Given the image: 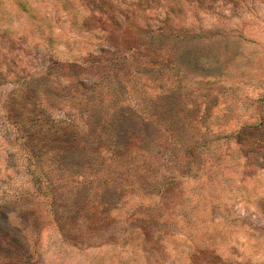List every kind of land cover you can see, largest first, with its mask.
Segmentation results:
<instances>
[{"label": "rangeland", "instance_id": "obj_1", "mask_svg": "<svg viewBox=\"0 0 264 264\" xmlns=\"http://www.w3.org/2000/svg\"><path fill=\"white\" fill-rule=\"evenodd\" d=\"M133 2L0 0V264H264V0ZM122 14L160 55L105 51ZM96 84L129 107L116 144Z\"/></svg>", "mask_w": 264, "mask_h": 264}, {"label": "trees", "instance_id": "obj_2", "mask_svg": "<svg viewBox=\"0 0 264 264\" xmlns=\"http://www.w3.org/2000/svg\"><path fill=\"white\" fill-rule=\"evenodd\" d=\"M92 1H93V3H91V4H93V5H95L94 3H97V2L100 4L99 6H97L99 11L102 13V16H104L108 19H109L110 13H111L110 4L111 5L113 4L112 5L113 9L114 8L117 9L116 4L106 3L105 5L108 4V8H106L105 9L106 11L104 12L101 9V7L104 4V0H92ZM135 1L136 2H133L134 5H137L141 8H144L143 12L145 13L146 11L153 12L154 7H158L155 4L161 3L164 0H135ZM166 1L174 2V0H166ZM118 12L120 13L119 10H118ZM114 14H115V12H114ZM118 14H115V16H117ZM122 16L124 18V21L118 20V17H117V21H120L122 23L117 22L116 24L113 23L112 25L105 24L101 27H98V26L93 27L95 31L100 30L102 33H104L106 35V37H105L106 40H105V42H103L107 48V50H105V51L107 53H110L111 52L110 50H112V49H116V50L120 49L121 48L120 46H115V44H112V45L109 44L108 45V42H111L115 38H118L117 42L120 44V38H122L121 42L125 43L123 45L124 50H128V49H130V47L133 48V47H135V45H138L137 47H141V48H139L140 50H142V49L145 51L146 50L147 51L148 50L149 51L155 50V52H153V54H151L152 58H150V60L154 59V57H156L157 55H160L161 50H162L160 40H161L162 36H165L168 33L166 30H164L165 28H160L158 31H153L152 28H150L147 31V33L143 32L139 35L138 32H132L131 29H129L130 27L128 26L129 22L130 23L135 22V20H136L135 16L133 15V16L129 17L128 15L124 16L123 14H122ZM86 28L90 29L87 25H86ZM93 28H91V29H93ZM132 33H137L138 36H134V37H137L138 39L134 38L132 40V37H131ZM106 41H108V42L106 43ZM147 61H148V58H147ZM150 64H152V63L149 62L148 65H150ZM153 74H154L153 72H150L148 74L149 78L152 77ZM149 83H151V82H149ZM26 87H28V86H26ZM27 89H29V88H27ZM98 89H99V92L96 91ZM31 91L32 90H29L27 92L28 93L27 99H29V101L32 103V101H34V100L36 101L37 98L34 96V93H32L33 91L32 92ZM92 92L93 93L89 92L90 94H92V96H90L89 94H87V95L85 94L82 96L83 98L87 99V105L86 106L90 107L89 108V113H90L89 119L92 120L93 124L103 123L102 125H104V126L108 125L109 129H105V127H100V128H96V130L101 129V132H104V131H106L107 133L109 132L110 140L112 142H114V144H116V141L119 138V134L116 132V130L113 129V123L114 124L119 123L122 120L128 122L131 119V117L128 116L129 107L125 106L123 104L124 103V100H123L124 95L122 94L121 90H111V89L107 90L106 88L99 87L98 85L95 87V89ZM95 95L98 96V99L95 100L97 102L90 100V98L95 96ZM167 97H169V95L164 94L163 96L158 97V99L166 101ZM118 119H121V120H118ZM97 120H100V121H98L100 123H98ZM39 131L41 133L40 138L43 141L44 140L47 141L51 138L52 139L54 138V142L57 144V146H60V147L63 146L62 141H64V139L71 138L72 141L74 140V135L72 132H70L71 134H69V132H59L54 136L48 132L49 130L40 128ZM47 136H49V137L47 138ZM124 136L127 140L130 139V137L127 134H124ZM88 147H91L89 149L90 153H92V152L98 153V148H100V147L102 148V145H101V143L98 142V143L90 144ZM63 153H65V152H63ZM97 156L100 157L101 154H98Z\"/></svg>", "mask_w": 264, "mask_h": 264}]
</instances>
